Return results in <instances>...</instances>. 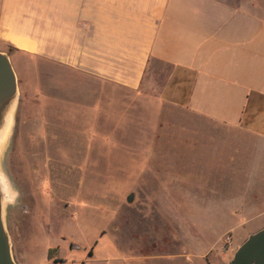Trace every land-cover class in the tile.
Here are the masks:
<instances>
[{
    "label": "rangeland",
    "instance_id": "374dc122",
    "mask_svg": "<svg viewBox=\"0 0 264 264\" xmlns=\"http://www.w3.org/2000/svg\"><path fill=\"white\" fill-rule=\"evenodd\" d=\"M10 56L20 96L0 167L14 194L5 220L18 264H231L264 226V215L250 219L240 205L229 215L243 192L223 180L228 158L242 142L250 150L252 138L210 133L201 146L188 133L218 132L217 123L162 101L157 89ZM254 161L264 167L263 154Z\"/></svg>",
    "mask_w": 264,
    "mask_h": 264
},
{
    "label": "crops",
    "instance_id": "0c3cea01",
    "mask_svg": "<svg viewBox=\"0 0 264 264\" xmlns=\"http://www.w3.org/2000/svg\"><path fill=\"white\" fill-rule=\"evenodd\" d=\"M0 42L129 89H157L217 123L218 132L188 133L201 146L210 133L252 138L228 158L223 180L243 192L229 215L236 205L250 219L264 215V167L254 161L264 155V0H0Z\"/></svg>",
    "mask_w": 264,
    "mask_h": 264
},
{
    "label": "water",
    "instance_id": "95a60500",
    "mask_svg": "<svg viewBox=\"0 0 264 264\" xmlns=\"http://www.w3.org/2000/svg\"><path fill=\"white\" fill-rule=\"evenodd\" d=\"M10 93L16 94L18 105L20 95L17 73L10 54L0 49V100ZM14 122L15 115L13 129ZM6 147L7 145L0 149V158ZM13 196L9 189L8 177L0 167V264H18L12 252L11 237L5 220V202L13 199ZM128 199L132 200L133 195ZM231 264H264V226L249 234L236 250Z\"/></svg>",
    "mask_w": 264,
    "mask_h": 264
},
{
    "label": "bare ground",
    "instance_id": "6f19581e",
    "mask_svg": "<svg viewBox=\"0 0 264 264\" xmlns=\"http://www.w3.org/2000/svg\"><path fill=\"white\" fill-rule=\"evenodd\" d=\"M10 94L0 100V149L7 145L13 130L17 99L15 93Z\"/></svg>",
    "mask_w": 264,
    "mask_h": 264
},
{
    "label": "trees",
    "instance_id": "16d2710c",
    "mask_svg": "<svg viewBox=\"0 0 264 264\" xmlns=\"http://www.w3.org/2000/svg\"><path fill=\"white\" fill-rule=\"evenodd\" d=\"M6 51L11 55L14 51L15 52H19L20 50H16V49H14V47L12 46V45H7V49H6ZM54 250H56V248H54V247H51L50 249H49V252H48V257L49 258H52L53 257V251Z\"/></svg>",
    "mask_w": 264,
    "mask_h": 264
}]
</instances>
